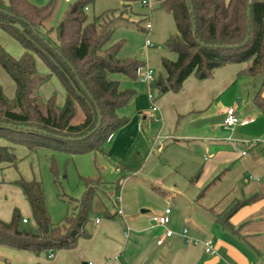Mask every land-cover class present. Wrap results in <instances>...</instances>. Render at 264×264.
<instances>
[{
    "label": "trees",
    "instance_id": "trees-1",
    "mask_svg": "<svg viewBox=\"0 0 264 264\" xmlns=\"http://www.w3.org/2000/svg\"><path fill=\"white\" fill-rule=\"evenodd\" d=\"M91 1L77 0L70 5L53 38L54 29L48 28L46 22L56 0L42 7L29 0H9L7 4L0 0V27L24 49L21 58L16 59L0 46V66L15 84L13 102L0 86V139L25 145L30 151L44 148L71 155L98 153L125 122L118 111L127 105L134 91L122 90L119 81L110 75L135 80L145 63L121 58V44H110L114 32L112 12L88 21L87 4ZM122 1L129 5L136 0ZM157 2L173 15L178 33L167 40L166 46L178 57L175 61L163 59L165 75L151 82L152 91L159 95L178 93L191 76L209 80L218 69L236 64H247L238 77L251 79L253 86L260 78L259 91L264 88V0ZM35 56L63 85L65 100L60 111L55 109L53 100L45 109L41 106L37 91L43 78L36 72ZM259 91L252 102L263 109ZM78 110L82 119L76 123ZM16 160L12 146L0 145V163L14 164ZM83 180L85 192L72 208V215L60 225L51 221L40 183L16 181L29 202L35 227L26 228L28 219L23 223L19 210L14 209L9 221L0 219V246L39 256L73 249L80 239L89 238L87 225L93 201L105 186L100 179ZM119 187L118 184L116 190ZM244 205L245 201L236 202L224 215L225 220ZM116 216L117 212L108 208L103 212L106 219Z\"/></svg>",
    "mask_w": 264,
    "mask_h": 264
},
{
    "label": "crops",
    "instance_id": "crops-1",
    "mask_svg": "<svg viewBox=\"0 0 264 264\" xmlns=\"http://www.w3.org/2000/svg\"><path fill=\"white\" fill-rule=\"evenodd\" d=\"M243 65L220 68L209 80L191 76L180 92L151 91V97L149 84L130 79L126 87L134 94L118 111L125 122L99 148L108 160H118L117 173L153 161V185L163 188L165 210L172 201L170 217L177 215L180 226L171 224L172 218L165 227L147 224L165 210L147 219L148 210L139 214L128 208L113 219H91L89 238L73 249L52 252L51 258L0 246V264L3 259L9 264H264V142L248 141L243 134L263 117L257 121L251 112L238 114L243 102L238 97L244 93L242 87H232L239 80L250 84L238 77ZM255 93H248L251 102ZM259 93L264 100V88ZM229 108L241 120L232 128L224 126ZM163 162L172 174L168 186L158 176ZM238 201L245 205L225 220ZM184 229L200 243L188 245ZM166 230L174 235L165 237ZM205 241L214 243L212 255L205 253Z\"/></svg>",
    "mask_w": 264,
    "mask_h": 264
},
{
    "label": "rangeland",
    "instance_id": "rangeland-1",
    "mask_svg": "<svg viewBox=\"0 0 264 264\" xmlns=\"http://www.w3.org/2000/svg\"><path fill=\"white\" fill-rule=\"evenodd\" d=\"M8 1L4 0L6 4ZM29 1L38 7H42L50 0ZM76 1L56 0L54 11L46 22L48 28L54 29L53 38L56 37L55 31L64 19L68 7ZM152 2L153 5L149 8L144 6L141 0L133 1L129 5L122 0H93L87 4L88 10L86 13L88 21L91 22L95 17L112 12L113 16L110 17L113 19L114 32L110 44H121L119 51L121 58L138 59L144 62L152 70V79L154 80L165 75L162 64L163 59L175 61L178 57L177 53L170 51L166 46L167 40L176 36L178 31L173 15L159 7L157 0H152ZM148 23L153 25L151 31L146 29ZM146 41H149L150 47L146 46ZM0 46L16 59L21 58L24 53L22 45L1 27ZM34 59L36 72L43 78L37 91L41 106L45 109L48 101L53 100L55 109L60 111L65 100L63 85L56 76L50 74L42 59L38 56H35ZM243 66H247V64ZM110 77L119 81L122 90L129 89L126 86L127 82L131 81L130 79L119 74H112ZM137 80L140 83L142 82L139 78ZM259 82L260 78L253 86L251 81L248 84L246 80H239L232 88L242 87L244 93V95L238 97V99L243 98V102L238 106V114L251 112L252 116L257 117V121L258 116H260L259 118L263 117L255 127L243 131L245 138L248 141L263 143L264 114L253 105L248 97V93L259 91ZM0 86L10 102H13L15 99V84L1 66ZM78 112L76 123L82 119L81 111L78 110ZM0 145L12 146L14 156L17 159L14 164L0 163V219L3 221L11 218L14 209H18L22 218H27L29 221L24 226L28 229L35 227L29 202L23 192L21 193L20 187L15 183L18 180L39 182L41 184L44 205L54 225L62 224L66 217L72 215V208L85 192L83 179L86 178L100 179L105 186L99 190L93 201V212L90 217L93 221L97 218H103L101 213L106 208L114 213L119 209L122 212H127L128 208H132L133 212L139 214L142 210H148L147 219L151 214L165 210V195L161 192L163 188L153 185V161L145 160L134 171L122 169V173H117L115 168L118 160H108L107 157L99 153L71 155L64 151H51L44 148L30 151L25 145H14L6 138L0 139ZM162 166L164 171H160L158 176H162V180H165L163 184L168 186L172 174H168L164 162ZM195 179L196 177H194V181ZM118 183H121V186L116 190ZM19 191L20 195L17 194ZM117 196L120 197V203L116 202ZM168 201L171 210L174 211L172 201ZM176 206L179 207V205ZM171 218V224L180 226L181 222L177 215L176 219ZM147 224L154 227V223L149 220ZM55 252L53 251V253ZM48 255L49 253L45 252L41 254V257L47 258ZM3 261L5 264L9 263L5 259Z\"/></svg>",
    "mask_w": 264,
    "mask_h": 264
},
{
    "label": "built area",
    "instance_id": "built-area-1",
    "mask_svg": "<svg viewBox=\"0 0 264 264\" xmlns=\"http://www.w3.org/2000/svg\"><path fill=\"white\" fill-rule=\"evenodd\" d=\"M66 2H70V0H66ZM141 3L144 6L149 7V8H151L152 5H153L152 0H142ZM152 28H153V25L151 23H148L146 25V29L148 31H151ZM146 46L147 47H150L151 46V44L149 43V41H146ZM152 76H153V72H152V70H150L147 67L146 64H144L143 66H141L138 69V78L140 80L146 82L147 84H149V87H150L151 82L153 81ZM151 91L152 90L150 89L149 97H151V93H152ZM239 123H241V120L238 118V116L236 114L235 108H229L227 110V115H226V118H225V121H224V126L226 128H232V127L236 126ZM247 123H249V121H244L242 124H247ZM243 154L245 155L246 153L244 152ZM116 202L117 203H120V197L119 196H117ZM117 214L118 215H123L122 210L121 209L117 210ZM170 215H171V209L170 208H167L162 214H160V215H153L152 218H151V221L154 223V226L155 227H165L170 222ZM96 222L98 223L99 222V219L96 220ZM23 223H27V219H23ZM173 235H174L173 231L166 230L165 237H172ZM182 236L184 237L185 242L188 245H198L200 243L196 239H193L192 237L189 236V233H188V230L187 229H184L182 231ZM162 242H163V238H161V239H159L157 241V243L159 245H161ZM202 245L204 246V251H205V253L207 255H212L214 253L215 248H214V243L212 241L202 242ZM51 257H52V255L50 254L49 255V258H51ZM88 264H93V263L90 262Z\"/></svg>",
    "mask_w": 264,
    "mask_h": 264
},
{
    "label": "water",
    "instance_id": "water-1",
    "mask_svg": "<svg viewBox=\"0 0 264 264\" xmlns=\"http://www.w3.org/2000/svg\"><path fill=\"white\" fill-rule=\"evenodd\" d=\"M99 125H100V120H99V123H98L97 127H99ZM94 131H95V130H94ZM94 131H93V132H94Z\"/></svg>",
    "mask_w": 264,
    "mask_h": 264
}]
</instances>
